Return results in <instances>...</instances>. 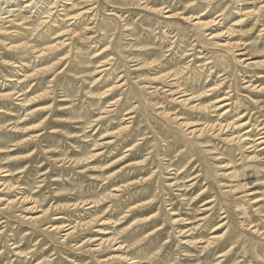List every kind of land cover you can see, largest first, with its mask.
Returning <instances> with one entry per match:
<instances>
[{"label":"rangeland","instance_id":"1","mask_svg":"<svg viewBox=\"0 0 264 264\" xmlns=\"http://www.w3.org/2000/svg\"><path fill=\"white\" fill-rule=\"evenodd\" d=\"M0 264H264V0H0Z\"/></svg>","mask_w":264,"mask_h":264}]
</instances>
